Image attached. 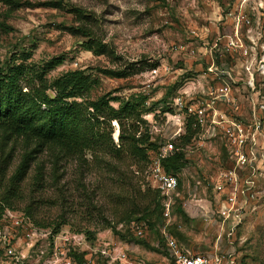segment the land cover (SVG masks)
<instances>
[{
	"label": "rangeland",
	"instance_id": "rangeland-1",
	"mask_svg": "<svg viewBox=\"0 0 264 264\" xmlns=\"http://www.w3.org/2000/svg\"><path fill=\"white\" fill-rule=\"evenodd\" d=\"M9 82L36 125L43 95L84 114L76 144L0 128V264H48L67 233L83 237L69 252H84L80 264H173L165 234L215 264H264V0H0V88ZM201 94L215 128L202 145L175 139L185 164L166 215L153 169L185 132L175 98ZM109 106L127 111L110 120ZM137 129L147 158L131 151Z\"/></svg>",
	"mask_w": 264,
	"mask_h": 264
},
{
	"label": "built area",
	"instance_id": "built-area-1",
	"mask_svg": "<svg viewBox=\"0 0 264 264\" xmlns=\"http://www.w3.org/2000/svg\"><path fill=\"white\" fill-rule=\"evenodd\" d=\"M223 91L225 90L223 89ZM174 101L176 106L185 109L187 115L193 117V127L196 128V133L194 136L199 139L202 145V140H205L207 134L212 132L215 128V120L212 119L211 122L208 123L206 114L207 111L203 106L204 102L202 99V94L198 97L190 96L189 99L179 95ZM155 125L156 123L151 122V127L154 128ZM183 133L174 132L170 138L164 141L159 150L156 166L153 169L154 172L152 174V179L155 182V186L163 194L166 215L170 214L173 196L179 194L178 189L180 179L177 173L166 171L162 165V160L173 156L179 149H183L182 147H177L175 143V139L179 138ZM235 134L239 135L236 140L239 141L240 145H242V143L245 142V139L243 138V128L238 126L237 132ZM238 155L239 161L241 163H245L247 161L243 151L238 152ZM231 199H233V197H231ZM225 213H227V210H223V214ZM131 229L136 235L143 236L146 230L145 222L132 221ZM165 237L173 264H215L214 259H212L209 255L194 252L191 249L182 246V244L174 236L165 234ZM82 238L83 237L78 233H67L58 236L57 240H55L52 258L49 260L48 264H59L61 261H63L65 264H77L69 252L71 249L76 250L77 247H80V245L83 244ZM66 245H68V247H65ZM101 251L106 253L105 249H102ZM8 252L13 253V250L9 248ZM110 256L113 261L123 262L125 259H127V254L123 247H116L113 251V254ZM217 260H219V258H217ZM134 264L143 263L134 262Z\"/></svg>",
	"mask_w": 264,
	"mask_h": 264
},
{
	"label": "trees",
	"instance_id": "trees-1",
	"mask_svg": "<svg viewBox=\"0 0 264 264\" xmlns=\"http://www.w3.org/2000/svg\"><path fill=\"white\" fill-rule=\"evenodd\" d=\"M84 31H86V28H84ZM11 85H14V83L9 82V85L5 84L4 87L0 88V128H8L18 134H42L43 138L59 141L60 143L69 142L76 144L82 140L78 127L75 128V125L72 122L77 118V116L84 114V112L81 110L79 111L77 107L75 110L71 106H69V108L66 107L68 109L67 112H62L63 106H61L60 103H55V99H51L49 96L43 95L37 99L48 106V120L47 122L36 125L29 109H24L18 103L19 98L16 94L18 93V90ZM61 85V91H65L66 87L64 83ZM98 108L99 106L97 105L95 108L96 112L93 114L94 116L87 118L89 126L93 124V119H97ZM126 111L127 106H121L119 108L109 106L107 114L110 120L119 119L121 117V113ZM128 112L131 115L136 113L132 107L129 108ZM92 129L93 126H91V130ZM195 133L196 128L193 127V117L188 116L185 132L181 134L179 140L184 141L188 138V136H194ZM148 138L149 134L147 132L138 134L137 129L132 135L130 144L131 151L147 158V148L144 145L148 141ZM177 147L180 146L177 145ZM162 161L166 171L177 173L181 166L185 164V155L182 149H179L173 156L165 158ZM170 168H172L171 171L169 170ZM0 201L2 205H4V196L0 197ZM71 256L77 264H80V262L84 260V252L80 254L77 251H74L71 253Z\"/></svg>",
	"mask_w": 264,
	"mask_h": 264
}]
</instances>
